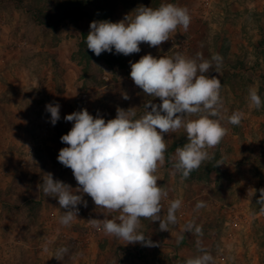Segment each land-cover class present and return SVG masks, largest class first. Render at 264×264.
Returning <instances> with one entry per match:
<instances>
[{
	"label": "rangeland",
	"instance_id": "obj_1",
	"mask_svg": "<svg viewBox=\"0 0 264 264\" xmlns=\"http://www.w3.org/2000/svg\"><path fill=\"white\" fill-rule=\"evenodd\" d=\"M67 1L0 0V55L10 53L11 65L29 68L31 81L42 80L40 86L33 83L30 88L43 93L37 98L38 93L32 92L37 102L45 105L52 100L60 105V120L55 125L51 124L46 108H42L41 120L32 124L34 152L26 162L19 164L16 157L8 175L0 170V185L5 177L13 183L4 190L0 188V194H10L9 198L6 196L10 201L5 204L6 213L0 214V228L25 222L24 233L13 234L14 241L21 237L26 244L19 253L24 263L184 264L187 258L199 254L196 247L199 239L200 246L213 255L215 264H264V213L259 212L257 205L259 190L264 188V107L256 110L247 102L249 87H256L264 98V0H165L187 8L190 14L189 29L185 32L178 28L172 33L177 41H186L185 47H173L169 40L159 48L141 43L139 53L120 54L117 61L93 59L86 66L84 60L72 55L78 49L81 33L90 31L91 22H118L136 8H155L162 0H88L81 19L55 21ZM178 50L188 56L200 52L208 59L218 53L223 58L220 71L209 74L221 81L225 117L222 123L228 129L222 142L209 150L222 160L220 170L212 172L206 181L185 180L172 174L168 158L175 150L168 154L156 173L160 177L158 186L168 192L162 201V215L166 214L168 201L176 198L182 199L186 211L177 212V224L170 226L169 232L159 230V221L142 219L140 231L151 238L154 246L125 244L93 228L89 220L102 219L103 213L96 210L97 206L86 194L83 199L87 206H77L78 218L70 226L60 225L58 217L64 210L59 209L55 198L43 195L40 183L45 174L52 173L54 180L77 187L72 170L57 160L59 150L67 146L60 137L73 123L64 117L87 109L94 117L99 114L107 121L115 118L117 107L125 110L136 107L137 115H141L143 103L152 98L144 96L130 78V61L136 62L149 53L155 57L171 56ZM50 69L52 86L49 82L44 84ZM54 92L57 95L52 98ZM124 93L129 99H123ZM153 103H160L159 98ZM236 110L244 116L238 126H233L226 117ZM45 124L48 130L40 141L35 140L39 127ZM164 138L167 149L175 140L186 142L183 129L165 134ZM39 195L43 201L37 215L31 216L28 202L21 201H35ZM197 201H205L207 206L194 213ZM8 212L10 217L6 216ZM191 220L202 226V235L184 233V239L177 242V234ZM137 247H141L140 256L118 253L119 248ZM60 248L67 251L57 260ZM171 252L174 257L169 255Z\"/></svg>",
	"mask_w": 264,
	"mask_h": 264
},
{
	"label": "clouds",
	"instance_id": "obj_2",
	"mask_svg": "<svg viewBox=\"0 0 264 264\" xmlns=\"http://www.w3.org/2000/svg\"><path fill=\"white\" fill-rule=\"evenodd\" d=\"M190 22L187 8L162 0L158 7L140 6L118 22H91L85 44L96 56L104 52L128 56L139 53L141 43L159 48L178 28L186 32ZM222 62L218 53L208 59L200 52L188 56L179 50L171 56L146 54L136 62L130 61L129 73L143 95L152 98L143 103L141 115H137L136 107L127 110L117 107L115 118L107 121L99 114L94 117L87 109L67 114L64 119L73 123L60 137L67 146L59 150L57 160L72 170L77 187L54 180L52 173L45 174L40 183L43 195L55 198L59 209L64 210L58 217L59 224L70 226L78 218L77 206H87L83 199L86 194L97 206L96 210L103 213L102 219L93 218L89 222L106 236L125 244L154 246L151 238L140 231L142 219L159 221V230L169 232V227L177 224V212L183 201L180 198L168 201L166 214L162 215V201L168 192L158 186L160 177L156 173L166 160L164 137L180 129L186 137V142L168 158L173 175L186 179L204 162L215 158L209 150L222 142L228 129L222 123L225 117L221 81L209 74L218 73ZM155 98L160 103H153ZM123 99L129 96L124 93ZM247 102L256 110L264 107V98L256 87H249ZM45 108L55 125L60 120V105L49 103ZM243 116L242 111L236 110L226 120L238 126ZM221 164L222 160L215 161V166ZM259 191L257 205L259 212L264 213V188ZM206 206L205 201H197L193 212L198 213ZM202 232V226L195 220L188 221L177 234V242L184 239V233L199 237ZM196 247L199 254L187 258L184 264H215L213 255L200 246L199 239ZM66 251L58 249L57 260Z\"/></svg>",
	"mask_w": 264,
	"mask_h": 264
},
{
	"label": "crops",
	"instance_id": "obj_3",
	"mask_svg": "<svg viewBox=\"0 0 264 264\" xmlns=\"http://www.w3.org/2000/svg\"><path fill=\"white\" fill-rule=\"evenodd\" d=\"M10 57V53L0 55V170L2 174L5 173L7 175V170L12 168L16 157L19 159V164H22L34 152L35 141L32 139L31 134L32 124L41 120L42 108H45L49 103L56 104L50 100L43 105L35 100L34 96L36 95L33 94L34 92L38 93L37 98L43 93L40 92V89L37 91L35 89L30 90L31 84L34 83L36 86H40L42 80H29L30 69L25 66L11 65ZM42 73L44 72L42 71ZM51 76L52 71L50 69L49 76L44 84L49 82V85L51 84L52 86L53 80ZM51 90L54 91V87H51ZM53 94L54 97L52 98H55L57 94L55 92ZM47 128V124L40 126L38 129L39 135L35 140L40 141L43 134L48 130ZM1 182L0 188L2 186L3 190L7 186L13 185L12 179L9 177H5ZM5 194V192L0 194V214L2 215L6 213L5 204L10 202L6 199V196L9 198L10 194L6 196ZM34 199L35 201H43L41 195ZM25 202V199L21 201L23 204ZM24 209L26 210L25 207ZM185 211L186 209L182 204L180 214H185ZM26 215L23 218H26ZM6 216L10 217L9 212ZM22 223L21 225H5L0 228V264H24L23 256L20 255V252H23L26 244L21 237H18L17 241L13 239V234L21 235L24 233L25 222Z\"/></svg>",
	"mask_w": 264,
	"mask_h": 264
},
{
	"label": "trees",
	"instance_id": "obj_4",
	"mask_svg": "<svg viewBox=\"0 0 264 264\" xmlns=\"http://www.w3.org/2000/svg\"><path fill=\"white\" fill-rule=\"evenodd\" d=\"M88 0H68L64 9L58 16L55 18V21H62L67 18L81 19L85 15V11L83 10L85 4ZM89 31H83L81 33V38L78 44V49L72 56H78L81 60L85 61V66L90 65V62L93 59H104L105 61H117L120 60V55H112L111 53H102L99 56H96L91 50L86 48L85 39L88 35ZM84 68V67H83ZM181 140H175L166 150L165 157L168 154L172 153L176 147L182 146ZM221 160L220 157H215L212 161L204 162L199 169L194 170L188 178L185 180H196V181H206L210 178L212 172H218L220 170V165L215 166V161ZM180 176L179 174H177ZM181 177V176H180ZM184 179V178H183ZM29 204L28 210L31 212V216H36L38 212V208L41 205V201H26L25 203ZM27 208V205H25ZM25 264V263H24Z\"/></svg>",
	"mask_w": 264,
	"mask_h": 264
},
{
	"label": "built area",
	"instance_id": "obj_5",
	"mask_svg": "<svg viewBox=\"0 0 264 264\" xmlns=\"http://www.w3.org/2000/svg\"><path fill=\"white\" fill-rule=\"evenodd\" d=\"M171 45H179L180 47L178 49H182V47H185V41H177L175 38H171L169 40ZM82 99H85V94L82 95ZM74 242V241H73ZM118 253L120 255H135L140 256L141 254V247H137L136 249H126V248H119ZM171 257H174V253H169Z\"/></svg>",
	"mask_w": 264,
	"mask_h": 264
}]
</instances>
